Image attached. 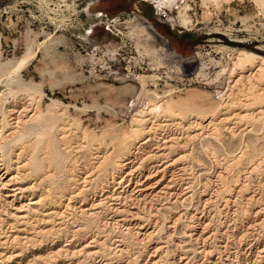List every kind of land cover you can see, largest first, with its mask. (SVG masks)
Wrapping results in <instances>:
<instances>
[{
	"label": "rangeland",
	"instance_id": "obj_1",
	"mask_svg": "<svg viewBox=\"0 0 264 264\" xmlns=\"http://www.w3.org/2000/svg\"><path fill=\"white\" fill-rule=\"evenodd\" d=\"M185 3L190 6L188 14L193 20L188 28L180 23L179 10ZM136 18L152 24L155 32L160 34L155 43L146 40L141 29L135 26ZM116 20L117 23L114 22ZM138 43H141L143 48H138ZM151 44L154 45L151 52L146 51L145 46ZM221 45L236 50H250L264 56V4L257 0H0V252H3L0 253V264H93L98 259L103 264H152L155 258H159L152 257L151 252L156 248L155 245L163 248L160 255H164H161L163 259L160 264H171L175 260L178 262L184 253L190 258L189 264H200L206 257L195 254L193 250H200L202 244L190 241L183 233L194 221L193 217L197 215L195 218H200L204 214L207 215L206 221H211L208 232H218L215 235L207 233V236H215L211 237L213 242L209 240L207 243L209 247L223 244L232 247L236 238L234 232L245 235L246 238L242 239L246 244L257 236L260 241H264V226L249 230L252 232L249 234L246 231V222L249 219L246 215H250L251 207H264V113L257 114L264 108V101L254 104L247 94H264V81L257 82L253 91L245 80L237 85L238 87L234 86L232 80L239 78L237 75H231L234 68V60L231 59L234 53H218L217 49ZM160 47H167L176 56L171 57L164 51H158ZM35 51L37 55L27 69L17 76L8 74L23 57ZM187 58L189 60H186ZM159 61L163 64L159 65ZM246 72L247 69L244 74ZM143 75L158 77V85L149 80L146 88H142L137 80ZM190 91H194L200 100L208 105L216 106L223 102L236 101L234 105L222 107L215 116V124L219 129L216 135L209 127L207 130H199L200 136L195 140L189 139V135L197 129L189 128L192 119L181 121L163 114L155 118L153 115L148 116V124L152 125L149 126L152 127L149 134L151 138L154 136L153 143L160 140L161 136L171 135L181 139L184 136L183 141L189 140L185 141L188 143L184 145V149L178 147L174 149L177 153L173 151V155L171 154L173 159L181 157L180 160H183L173 168L177 185L173 187L174 190L168 192L184 195L180 199L182 202H175L173 198L169 202H161L160 206H154L158 207L160 212L157 217L151 216V219L149 207L152 206H148L149 209L142 208L141 215L144 214L145 221L141 223H151L144 230L152 231L153 224L157 223V231L149 237L150 239L141 238L143 236L140 235V239L134 240L124 227L112 228L111 218L118 214L113 215L108 210L110 205L105 201L106 196H103L116 189L117 182L114 183L113 177L118 179L122 172L112 169L102 171L99 168L98 156L121 153L128 157L133 152L138 155L146 152L147 147L145 149L144 145L139 149L134 139L120 152L113 142L115 130H130L132 119L141 109L148 107L150 100L172 98L177 101L186 97ZM38 106L44 117L49 121L53 119L55 125L53 131L44 139L46 142L33 153L28 151H31V146L37 139L32 133L36 125L32 119ZM253 110L254 117H259V120L237 116V112L244 115ZM4 112L8 125L3 121ZM222 116L227 120L221 122ZM25 119L27 120L22 122ZM65 125L66 128L61 130ZM83 132L96 134L102 141L88 144ZM21 135L23 136L20 137ZM184 155L187 157L183 158ZM258 159L263 161L262 164ZM256 162H259L261 167ZM37 164L40 169L34 172ZM12 176H16V181H9ZM168 180L163 181L159 189L163 188ZM187 186L189 189H186ZM16 187L24 190L20 188L17 192L13 191ZM249 194L255 196L253 205L246 199ZM210 196L212 200L206 204L205 199ZM37 199L42 202L36 207L31 204V200L38 201ZM95 200L102 202L101 207L96 210V215L82 214L84 208L91 207ZM153 209H150L151 212ZM165 217H169L171 222L168 220L169 223L167 221L164 224ZM176 217H181L175 232L174 228L171 231L176 236L169 238L168 234H165L166 226L173 225L172 220L177 219ZM192 218L193 220H190ZM250 218L254 220V217ZM196 226L201 230L198 224ZM240 227L244 228L245 232ZM144 230L141 233H144ZM259 230H262V233ZM224 232L228 234L221 238ZM116 237L117 240L120 237L125 241L128 239L123 253L115 247ZM91 239L99 243H90ZM87 243L92 244L87 250L96 249L100 252L93 259L86 257L82 252ZM182 244L183 247L180 246ZM68 248V251L75 249L81 253L70 256L69 252H66ZM245 248L247 249V245ZM183 249H187L186 252ZM10 255H13V259L8 258ZM217 256L214 254L212 259L216 261Z\"/></svg>",
	"mask_w": 264,
	"mask_h": 264
},
{
	"label": "bare ground",
	"instance_id": "obj_2",
	"mask_svg": "<svg viewBox=\"0 0 264 264\" xmlns=\"http://www.w3.org/2000/svg\"><path fill=\"white\" fill-rule=\"evenodd\" d=\"M215 1H225V2H230L232 0H215ZM259 1L261 4H264V0H257ZM159 2V1H158ZM205 2V1H204ZM74 4V3H73ZM186 4V3H185ZM206 4V3H205ZM208 4V3H207ZM160 5V4H159ZM162 6V5H160ZM190 9V6H188L187 4L181 9L179 10V14H180V23H181V26H184L185 28H188L190 27V25L192 24L193 20L191 18V16L188 14V10ZM115 23L118 22V20L114 21ZM136 24L135 26L136 27H139L141 29V33L143 36H146V40H149L151 41V43H155L156 42V37H158L160 34H158L157 32H155V30L153 29V25L150 24V23H146V22H142L139 18H136ZM114 23V24H115ZM127 23V22H126ZM129 23V22H128ZM134 24V22H132ZM128 25V24H127ZM130 25V24H129ZM132 27V26H131ZM135 28V27H133ZM134 33V32H133ZM140 33V34H141ZM136 40V39H135ZM138 48H143L141 43H138ZM146 48V51L148 52H151V50L153 49L152 47H154L153 44H151L150 46H145ZM150 47V48H149ZM158 51H164L166 55H170L171 57H175L176 54L173 53L172 51H170L167 47H160L158 48ZM218 53H225V52H228V51H233L234 55L232 57L231 60H234V68L232 70V76L234 75H237L239 76L238 79H235V80H232L233 83H234V86H237V85H240L244 80L245 81H248L249 84H250V87H251V90L255 87V84L258 82L260 83L261 81H264V56H260L258 55L257 53H254L252 51H248V50H245V49H239V50H236L234 48H231L229 46H226V45H221L220 48L217 49ZM217 53V52H216ZM161 54V53H160ZM37 55V51L35 52H29L25 57H23L17 64L15 67H13L9 72L8 74L11 75V76H17L21 71H23L24 69H27L28 66L30 65V63L33 61V59L36 57ZM227 55V54H226ZM231 55V54H230ZM195 57V56H194ZM196 58L198 59V56H196ZM161 59V58H159ZM191 59V58H190ZM163 60V59H162ZM186 60H189V58H187ZM161 61V60H160ZM159 61V65H162L163 63ZM164 61V60H163ZM192 61V60H191ZM185 62V60H184ZM186 63V62H185ZM190 63V62H189ZM248 70V72H246V74H244V71L245 70ZM225 70V69H224ZM240 71V72H239ZM13 78V77H12ZM158 77L156 76H139L138 77V84L142 87V88H146L147 86V83L149 82V80L153 81V83L157 86L158 85ZM13 80V79H12ZM231 82V80H230ZM249 84L247 86H249ZM246 85V84H245ZM231 86H232V83H231ZM233 86V87H234ZM243 86V85H242ZM259 86V85H257ZM232 87V88H233ZM238 87V86H237ZM241 88V86L239 87ZM238 88V89H239ZM258 88V87H257ZM231 89V88H230ZM237 89V90H238ZM242 89V88H241ZM143 90V89H142ZM243 90V89H242ZM239 91V90H238ZM241 91V90H240ZM253 91V90H252ZM263 91V90H262ZM172 92V91H171ZM170 92V94H171ZM249 92V91H248ZM260 92V91H259ZM264 92V91H263ZM240 94V92H239ZM246 94H247V91H246ZM234 95V94H233ZM237 95V94H235ZM250 98H251V101L254 103V104H257V103H260V102H263L264 101V94H256V93H248L247 94ZM230 96V95H229ZM240 97V96H239ZM29 99V98H28ZM201 98L197 96V94L194 92V91H190L187 93L186 97L180 99V100H173L172 98L168 99V100H159V101H153V100H150L149 103H148V107L146 108V106L144 107L145 109H141V111L136 114V116L134 117V119H132V126H131V129L130 130H115L114 132V137H113V142L116 143V146H117V149L121 151L125 150L127 148V145L129 144L130 140L134 139L136 141L135 144H137V146H139L138 148L140 149L142 146L145 145V149H146V152H142L141 150V155H138V154H135L133 152V154L129 155L128 157H124L121 153H119L118 155L116 154H109V155H103L102 157H99L98 156V159H99V168L102 169V171L104 170L105 172H107L109 169H112L113 171L114 170H120L122 172V175L120 177H118V179L115 177H113V180H114V183H116V189L113 191V192H107V194H103V192H101L103 194V196H106L105 197V201L108 203L109 208L108 210L111 211L114 214H118V216H114V217H110L111 218V222L112 223V228L113 227H124L126 232L132 236V239H138L140 237V235H142L143 237L141 238H146V239H150L149 237L152 236V234L156 233L157 231V226L156 225L157 223H154L153 226H154V229H152V231L150 232L149 229L148 230H144L146 229L150 224L148 223H144L145 225H143L141 222H144V217L142 214V208L144 209H153V208H156L155 210L153 209V211L151 212V210L149 209V215H150V219H151V216H156L157 217V214L160 212L159 209H157L158 207H154L156 206L157 204H161V202H169V200L175 198V202L180 200L182 195H184L183 193H169L168 191H170L171 189H173V187L175 186L176 184V179L175 178V175L174 174L175 172H173V168L175 166H177L179 164L181 157L179 158H176V159H173L171 154L173 151H175L174 149L180 147V148H183L184 145L186 143L189 142L188 139V142H185L186 140H182L181 138H179L178 136L177 137H174V136H159L160 137V140L158 139H155L156 142L153 143V137L151 138L149 132H151L152 130V127H149V126H152V125H149L148 124V121L150 119H148V116L149 115H153V117L155 118L156 116H161L162 114L163 115H168L172 118H175V119H179V120H184V119H192V122L189 123V128L192 129V128H197L195 130V132H193L192 134H188L189 135V139H196L197 137L200 136V133L199 130H207V128L211 127L214 131H215V135L217 134V132L219 131L218 127H217V124H215V116L218 115L220 109L222 107H228V106H231V105H234L235 104V101L234 102H223V103H220V104H217L216 106H213V105H208L207 103H205L203 100H200ZM239 99V98H238ZM40 100H42V98L40 97ZM244 100V99H243ZM241 101V100H240ZM249 101V100H248ZM53 105H56V104H53ZM30 106V105H29ZM246 106V105H245ZM15 107V106H13ZM24 107V106H23ZM26 107V105H25ZM249 107V106H248ZM259 107V106H258ZM257 107V108H258ZM27 108V107H26ZM25 108V109H26ZM255 108V107H254ZM10 109V108H9ZM30 109V108H28ZM27 109V110H28ZM246 109V108H245ZM250 109V108H249ZM7 110V109H6ZM14 110L11 109L10 112H12ZM19 110V109H18ZM24 110V108H23ZM35 110V109H33ZM237 110V109H236ZM258 110V109H257ZM9 111V110H8ZM29 111V110H28ZM27 111V112H28ZM243 111V110H242ZM240 111V112H242ZM24 112V111H23ZM22 112V113H23ZM26 112V111H25ZM59 112V111H58ZM62 112V111H61ZM246 112V111H245ZM257 112V111H256ZM18 113V112H17ZM34 113V112H33ZM208 113V114H207ZM227 113V112H226ZM236 113V112H234ZM243 113V112H242ZM254 113V110L251 112V113H248L247 114H244L242 115L241 113H238L237 112V116L239 117H250V118H257V117H254L253 115ZM261 113L263 115L264 113V108L262 107L260 109V111L257 113L259 114ZM27 114V113H26ZM255 114V113H254ZM13 115V114H12ZM28 115V114H27ZM208 115V116H207ZM228 115V113H227ZM64 116V114L62 115ZM231 116V114H230ZM236 116V115H235ZM261 116V115H259ZM165 117V116H164ZM219 117V116H218ZM226 117V116H225ZM262 117V116H261ZM17 118V117H16ZM14 118V119H16ZM222 120L221 122H224L225 120L227 119H224V117L222 116ZM249 118V119H250ZM259 118V117H258ZM257 118V119H258ZM2 119V118H1ZM6 114L4 112V115H3V121L5 123V125H8V122L6 121ZM162 119V118H161ZM203 121H202V120ZM221 118H219L220 120ZM27 119L25 120H22V122L26 121ZM67 120V119H66ZM194 120V121H193ZM198 120H201L200 122ZM241 120V119H240ZM259 120V119H258ZM18 121V120H17ZM33 122H35V126L34 128L32 129V133L37 137L36 141L33 143V145L31 146V151H28V152H33V153H36L38 147L40 145H42L43 142H46L44 139L46 138V136L51 133L54 129V125H55V122H53V119H50L47 120L44 115H43V112L41 111V109L39 108V106L36 108V112H35V117L32 119ZM152 121V120H151ZM163 121V120H162ZM238 121V120H237ZM21 122V121H19ZM157 122H159L157 120ZM176 122V121H175ZM218 122V121H217ZM11 123V122H10ZM152 123V122H151ZM170 123V122H169ZM180 123V122H179ZM255 123V122H254ZM153 124V123H152ZM158 124V123H157ZM160 124V123H159ZM167 124V123H166ZM14 125V124H13ZM155 125V124H154ZM153 125V126H154ZM163 125V124H162ZM178 125V124H176ZM186 125V124H185ZM228 125V124H227ZM256 125V124H255ZM19 126V125H17ZM23 126V125H21ZM67 125H65L64 127L61 128V130H64L66 128ZM14 127V126H13ZM157 127V126H155ZM170 127V126H169ZM187 127V126H186ZM18 128V127H17ZM164 128V127H162ZM1 129V128H0ZM10 129V128H9ZM165 129V128H164ZM226 129V128H225ZM230 129V128H229ZM17 130V129H15ZM77 130V129H76ZM171 130V128H170ZM19 131V129H18ZM71 131V130H70ZM153 131L154 128H153ZM164 131V130H163ZM7 132V131H6ZM13 132V131H12ZM17 132V131H16ZM69 132V131H68ZM171 132V131H170ZM209 132V131H208ZM232 132V131H231ZM11 133V132H10ZM15 133V132H14ZM84 133V139L87 140V143L89 144L90 143H93V142H101L102 141V138H99L96 134H89L88 132H83ZM106 133V132H105ZM104 133V134H105ZM153 133V132H152ZM151 133V134H152ZM166 133H168L166 131ZM12 134V133H11ZM9 134V135H11ZM18 134V133H17ZM147 136H144L146 135ZM155 134V133H154ZM165 134V132H164ZM172 134V133H170ZM174 134V132H173ZM178 134V133H177ZM236 134V133H235ZM8 136V134H6ZM13 135V134H12ZM11 135V136H12ZM16 135V134H15ZM158 135V134H157ZM163 135V133H162ZM182 135V134H181ZM186 135V134H185ZM213 135V134H212ZM23 135H21L20 137H22ZM203 136V135H202ZM62 137V136H61ZM158 137V136H157ZM181 137V136H180ZM188 138V136H186ZM217 137V136H216ZM9 138V137H8ZM73 138V137H72ZM202 138V137H201ZM200 138V139H201ZM6 139V138H5ZM66 138L64 137L63 140H65ZM83 139V140H84ZM185 139V138H184ZM220 139V138H219ZM218 139V140H219ZM3 140V139H2ZM8 140V139H7ZM197 141V140H196ZM199 141V140H198ZM70 142V141H69ZM223 142V141H222ZM84 144V143H83ZM101 144V143H100ZM99 144V145H100ZM204 144V143H202ZM202 144H200L201 146H203ZM49 145H51V142H49ZM54 145V144H53ZM80 145H82L80 143ZM52 146V145H51ZM95 146V145H94ZM136 146V145H135ZM136 146V147H137ZM206 146V144H205ZM20 147V146H19ZM22 147V146H21ZM100 147V146H98ZM46 148V147H45ZM101 148V147H100ZM23 149V148H22ZM49 149V148H48ZM99 149V148H98ZM131 149V148H130ZM129 149V150H130ZM135 149V148H134ZM184 149V148H183ZM187 149V148H186ZM211 149V148H210ZM244 149V148H243ZM248 149V148H247ZM43 150V149H42ZM68 150V148H67ZM95 150V149H94ZM107 150V149H106ZM206 150V149H205ZM215 150V149H214ZM99 151V150H98ZM240 151V150H239ZM241 151H242V148H241ZM20 152V151H19ZM40 152V151H39ZM132 152V150H131ZM176 152V151H175ZM139 153V152H138ZM177 153V152H176ZM243 153V152H242ZM241 153V155H242ZM30 154V153H29ZM32 154V153H31ZM175 154V153H174ZM191 154V153H190ZM264 154V153H263ZM60 155V154H59ZM92 155H94L92 153ZM100 155V154H99ZM173 155V154H172ZM240 155V156H241ZM95 156V155H94ZM181 156V155H180ZM186 155H184L183 158H185ZM239 156V155H238ZM187 157V156H186ZM95 158V157H94ZM235 158V157H234ZM239 158V157H238ZM263 158V156H262ZM261 158V159H262ZM35 158L32 159L33 163L35 164ZM93 159V158H92ZM248 159V158H247ZM1 160V159H0ZM236 160V158H235ZM250 160V159H249ZM260 159H258L259 161ZM264 160V159H263ZM19 161V160H18ZM24 161V160H23ZM94 162V160H93ZM260 164H262L263 161H259ZM259 162H256L258 163V166L259 165ZM7 163V162H6ZM21 163V162H20ZM97 163V162H96ZM19 164V163H18ZM25 164V163H24ZM255 164V163H254ZM253 164V165H254ZM264 164V163H263ZM21 165V164H20ZM49 165V164H48ZM235 165V164H234ZM7 166V164H6ZM18 166V165H17ZM91 166V165H89ZM93 166V165H92ZM48 167V166H47ZM95 167V166H93ZM92 167V168H93ZM261 167V166H260ZM259 167V168H260ZM96 168V167H95ZM180 168V167H179ZM184 168V167H183ZM255 168V167H254ZM258 168V167H257ZM263 168V167H262ZM17 169V168H16ZM40 169V166L37 164L35 165V168H34V172L35 171H38ZM177 169V168H175ZM18 170V169H17ZM21 170V169H20ZM48 170V169H47ZM93 170H95L93 168ZM182 170V169H180ZM185 170V168H184ZM251 170H253L251 168ZM264 170V169H263ZM250 171V170H249ZM248 171V172H249ZM6 172V171H5ZM94 172V171H93ZM112 172V171H111ZM118 172V171H117ZM145 172V173H144ZM185 172V171H184ZM252 172V171H250ZM177 173V171H176ZM180 173H183L180 171ZM258 173V172H257ZM260 173V172H259ZM264 173V171H263ZM91 174V173H90ZM118 174V173H117ZM179 174V173H178ZM177 174V176H178ZM249 174V173H248ZM252 174V173H251ZM25 175V174H24ZM47 175V174H46ZM45 175V176H46ZM51 175V174H50ZM182 175V174H181ZM180 175V176H181ZM5 176V174H4ZM221 176V175H220ZM250 176V175H249ZM264 176V174H263ZM19 176H17L18 178ZM43 177V176H42ZM157 177H160L159 179H157ZM169 177V178H168ZM219 177V176H218ZM251 177V176H250ZM16 178V176H15ZM13 176L9 179L10 180H14L15 179ZM36 178V177H35ZM34 178V179H35ZM180 178V177H179ZM182 178V177H181ZM20 179V178H19ZM41 179V177H40ZM167 179L168 182L163 185L164 187L159 189V186L163 183V181L165 182ZM183 179V178H182ZM21 180V179H20ZM36 180V179H35ZM34 180V181H35ZM250 180V179H249ZM264 180V179H263ZM16 181V179L14 180ZM252 181V180H251ZM183 182V181H182ZM186 182V181H185ZM10 183V182H9ZM8 183V184H9ZM110 183V182H109ZM178 183V182H177ZM181 183V182H180ZM248 183V182H247ZM38 184V183H37ZM126 184V186L124 185ZM237 184V182H236ZM244 184H246L244 182ZM243 184V185H244ZM108 185V184H107ZM124 185V186H123ZM177 185V184H176ZM180 185V184H179ZM178 185V186H179ZM186 185V184H185ZM204 185V184H203ZM235 185V184H234ZM239 185V183H238ZM242 185V184H240ZM249 185V184H248ZM181 186V185H180ZM246 186V185H245ZM243 186V188L245 187ZM250 186V185H249ZM33 187V186H31ZM96 187V186H95ZM115 187V186H114ZM206 187V186H205ZM223 187V186H222ZM226 187V186H224ZM232 187H235V186H232ZM231 187V188H232ZM247 187V186H246ZM21 187L19 188H14L13 191H16L19 190ZM25 188V187H24ZM41 188V187H40ZM178 187H176L177 189ZM186 188V187H185ZM184 188V189H185ZM208 188V186H207ZM219 188V187H218ZM228 188V187H226ZM230 188V187H229ZM240 188V187H238ZM23 189V188H21ZM26 189V188H25ZM100 189V188H99ZM158 189V190H157ZM186 189H189L188 186ZM209 189V188H208ZM236 189V188H235ZM242 188H240L241 190ZM246 189V188H245ZM244 189V190H245ZM24 190V189H23ZM96 190V189H95ZM174 190V189H173ZM218 190V189H217ZM221 190V189H220ZM227 190V189H226ZM231 190V189H230ZM229 190V191H230ZM234 190V189H233ZM247 190V189H246ZM249 190V189H248ZM99 191V190H98ZM97 191V192H98ZM109 191V189L107 190ZM172 191V190H171ZM194 191V190H193ZM219 191V190H218ZM21 192V191H20ZM44 192V191H43ZM106 192V191H105ZM180 192V191H179ZM185 192V191H184ZM215 192V191H214ZM213 192V193H214ZM228 192V191H227ZM243 192V190H242ZM241 192V193H242ZM80 193V192H79ZM194 193V192H192ZM207 193V191H206ZM226 193V191H225ZM240 193V194H241ZM246 193V192H245ZM243 193V194H245ZM43 194V193H42ZM96 194V193H94ZM98 194V193H97ZM220 194V192H219ZM227 194V193H226ZM225 194V195H226ZM232 194V193H231ZM237 194V193H236ZM239 194V195H240ZM254 194V193H253ZM258 194V193H257ZM74 195V194H73ZM191 195V193H190ZM202 195V193H201ZM207 195V194H206ZM210 195V194H209ZM215 195V193H214ZM212 195V196H214ZM218 195V194H217ZM230 195V194H229ZM238 195V194H237ZM251 194L248 195V197L246 199H248V201L252 202L254 201V198L255 196L253 197L252 195L250 196ZM256 195V194H255ZM13 196V195H12ZM40 196V195H39ZM49 196V195H48ZM163 196H165V198H163ZM189 196V195H188ZM187 196V197H188ZM192 196V195H191ZM212 196L208 197V199L206 198L205 199V203H210V201L212 200ZM219 196V195H218ZM222 196V195H221ZM227 196V195H226ZM231 196V195H230ZM233 196V195H232ZM242 196V195H241ZM258 196V195H257ZM195 197V196H194ZM245 197V196H244ZM37 198V197H36ZM40 198V197H39ZM73 198V197H72ZM95 198V197H94ZM216 198V197H215ZM225 198V197H224ZM228 198V197H227ZM235 198V197H234ZM258 198V197H257ZM41 199V198H40ZM47 199V198H46ZM88 199V198H87ZM102 199V198H101ZM184 199V198H183ZM187 199V198H186ZM189 199V198H188ZM201 199V197H200ZM218 199V198H217ZM229 199V198H228ZM231 199V198H230ZM238 199V198H237ZM261 199V198H260ZM38 201H32L31 200V204L34 206H38V204H40L42 202L39 201V199H37ZM73 200V199H72ZM227 200V199H226ZM232 200V199H231ZM230 200V201H231ZM256 200V199H255ZM104 201V202H105ZM182 202V200H180ZM188 201V200H187ZM204 201V199H203ZM236 200H234L233 202H235ZM247 201V202H248ZM89 202V201H88ZM165 202V203H166ZM184 202V200H183ZM202 202V201H201ZM259 202V201H258ZM263 202V201H262ZM111 203V204H109ZM163 203V205L165 204ZM204 203V204H205ZM214 203V202H213ZM223 203V201H222ZM254 202H252V205H253ZM256 203V202H255ZM261 203V202H260ZM48 204V203H47ZM90 204V203H89ZM182 204V203H181ZM186 204V203H185ZM202 204V205H204ZM205 204V205H206ZM225 204V203H224ZM230 204V203H229ZM248 204V203H247ZM246 204V205H247ZM30 205V204H29ZM28 205V206H29ZM51 205V204H50ZM85 204H82V206H84ZM102 205V202H100V200H95L92 202V205L91 207L89 208H84V210L82 211V214H88V215H94L96 213V210L99 209ZM105 205V204H104ZM168 205V204H167ZM166 205V206H167ZM201 205V204H200ZM204 205V206H205ZM221 205V204H220ZM257 205V203L255 204ZM36 206V207H37ZM68 206V205H67ZM106 206V205H105ZM148 206H152V207H149ZM211 206V205H210ZM231 206V205H230ZM229 206V207H230ZM249 206V205H248ZM23 207V206H22ZM21 207L20 210H22L23 208ZM163 207V206H162ZM169 207V206H168ZM233 207V206H231ZM29 208V207H28ZM31 208V207H30ZM46 207H44L45 209ZM106 208V207H105ZM161 208V207H159ZM181 209L184 208V207H180ZM208 208V207H207ZM214 208V207H213ZM216 208V207H215ZM225 208V207H224ZM238 208V207H237ZM248 207H245V209H247ZM250 208V207H249ZM34 209H37V208H34ZM33 209V210H34ZM170 209V208H169ZM188 209V208H187ZM205 209V208H203ZM223 209V208H221ZM227 209V208H226ZM244 209V210H245ZM30 210V209H28ZM38 210V209H37ZM195 210V209H194ZM199 210V209H198ZM218 210V209H217ZM216 210V211H217ZM225 210V209H224ZM249 210V209H248ZM35 211V210H34ZM42 211V210H41ZM47 211V210H46ZM53 211V210H51ZM146 211V210H145ZM154 211H156V213H154ZM185 211V210H184ZM183 211V212H184ZM207 211V210H206ZM214 211V210H213ZM227 211V210H225ZM237 211V210H236ZM55 212V211H53ZM103 212V211H102ZM101 212V213H102ZM179 212V211H178ZM182 212V213H183ZM189 212V211H188ZM197 212V211H195ZM201 212V211H200ZM209 213V211H207ZM221 212V211H220ZM224 212V211H222ZM245 212V211H244ZM32 213V212H31ZM58 213V212H57ZM163 213V212H162ZM191 213V212H190ZM205 213V212H204ZM29 214V212H27V215ZM81 214V215H82ZM171 213H169L170 215ZM176 214V213H174ZM194 214V212L192 213ZM211 214V213H210ZM245 214H247V212H245ZM60 215V214H59ZM96 215V214H95ZM112 215V216H113ZM185 215V214H184ZM202 215V214H201ZM212 215V214H211ZM254 215V216H253ZM23 216V215H22ZM101 216V215H100ZM180 216V215H178ZM195 216V215H194ZM197 216V215H196ZM195 216V217H196ZM249 217L248 219V222L247 223V233L249 234V232L251 231V229H256V228H259L260 227H263L264 226V207H259L258 209L257 208H253V206L251 207L250 209V215H246ZM17 217V216H16ZM76 217V215L74 216ZM148 217V216H147ZM193 217V216H192ZM194 218V221L191 222V224H189L188 226V230L185 231L183 234L185 237L189 238L190 241H195L196 244H202V247L200 250L198 249H194V253L195 254H199V255H204L206 257V259H202V261H200V264H204L205 262H207V264H264V241H260L257 237H255L252 241H247V244L243 241V237L246 238L245 235H242L241 233L240 234H235L234 232V236L236 237L235 238V243H233V246L230 247V246H227V245H224L223 246H218V247H209L208 246V242L209 240H212L211 237H215V233L218 234V232H210V233H213V234H210L207 236V233L210 226H211V221L210 222H207L206 221V217L207 215L204 214L202 215V217L200 218ZM209 217V215H208ZM250 217H254L253 219L254 220H251ZM21 218V217H20ZM153 218V217H152ZM173 218V217H172ZM177 219H173L172 220V223L173 225H165L166 226V233L165 234H168V237L169 238H174V235L176 236V234L173 235V233L175 232V227L177 225V223H179V221L181 220V217H176ZM191 218V216H190ZM190 219V220H193ZM245 218V217H244ZM148 219V218H147ZM158 219V218H157ZM170 218L169 217H165V220H164V224L167 223V221L169 220ZM213 219V218H212ZM25 220V219H23ZM41 220V219H39ZM92 220V219H91ZM110 220V219H109ZM108 220V221H109ZM154 220V219H153ZM152 220V221H153ZM104 221V220H103ZM140 221V222H139ZM156 222L158 220H155ZM170 221V220H169ZM168 221V223H169ZM213 221V220H212ZM27 222V221H26ZM29 222V221H28ZM45 222V221H44ZM107 222V221H106ZM171 222V221H170ZM105 223V222H104ZM213 223V222H212ZM215 223V222H214ZM244 222H240V224ZM163 224V223H162ZM196 224H198L199 227H201V230H199V228L196 226ZM104 225V224H103ZM110 226V224H108ZM107 225V226H108ZM214 224H212V227H213ZM217 225V224H216ZM184 226V225H183ZM186 226V227H187ZM237 225H235L234 227L236 228ZM211 227V229H212ZM223 227V225H222ZM239 227V226H238ZM237 227V228H238ZM163 228V227H162ZM174 228V232L172 233V229ZM219 228V227H218ZM241 230H244V228L242 229V227H240ZM264 228V227H263ZM53 229V228H52ZM117 229V228H116ZM121 229V228H120ZM123 229V228H122ZM210 229V230H211ZM51 230V229H50ZM49 230V231H50ZM110 230V229H109ZM114 230V229H113ZM118 230V229H117ZM144 230L145 232L144 233H141V231ZM186 230V229H185ZM216 230V229H214ZM220 230V229H219ZM230 230V229H229ZM250 230V231H249ZM258 230V229H257ZM212 231V230H211ZM226 231V230H224ZM255 231V230H253ZM260 231V230H259ZM262 231V230H261ZM260 231V232H261ZM51 232V231H50ZM111 232V231H110ZM223 232V231H222ZM233 232V231H232ZM237 232V230H236ZM245 232V230H244ZM243 232V234H244ZM256 232V231H255ZM264 232V231H263ZM221 233V232H220ZM227 232H224L222 233L223 235L221 236V238H225V235H226ZM231 233V232H230ZM229 233V234H230ZM239 233V232H238ZM246 233V235H247ZM252 233V232H250ZM258 234H260L259 232H257ZM262 233V232H261ZM51 234V233H50ZM98 234V233H97ZM162 234V233H161ZM228 234V233H227ZM232 234V233H231ZM91 235V234H90ZM93 235V234H92ZM106 235V233H105ZM213 235V236H212ZM252 235V234H251ZM75 236V235H74ZM89 236V235H88ZM154 236V235H153ZM181 236V235H179ZM231 236V235H230ZM228 236V238L230 237ZM261 236V235H260ZM82 237H85V236H82ZM115 237V236H114ZM74 238V237H73ZM86 238V237H85ZM101 239V237H99ZM103 238V237H102ZM217 238V237H216ZM233 238V237H232ZM231 238V239H232ZM244 238V239H245ZM248 238V237H247ZM253 238V237H252ZM15 239V238H14ZM70 239V238H69ZM112 239V238H111ZM127 239V238H126ZM134 239V240H135ZM140 239V238H139ZM168 239V238H167ZM166 239V241H167ZM220 239V238H219ZM234 239V238H233ZM232 239V240H233ZM75 240V239H74ZM79 240V239H78ZM92 240V239H91ZM99 240V239H98ZM115 240V239H114ZM128 240V239H127ZM126 240V241H127ZM143 240V239H142ZM145 240V239H144ZM174 240V239H173ZM181 240V239H180ZM226 240V239H225ZM65 241V240H64ZM102 241V240H101ZM100 241V242H101ZM124 238L120 237V239L117 240V237H116V241L114 242V244H117L115 247L116 248H119V251L120 252H124L125 251V242ZM131 241V239H130ZM182 241V240H181ZM189 241V242H190ZM218 240H216L217 242ZM221 241V240H220ZM78 242V241H76ZM88 242V240H87ZM99 243L97 240H92L90 241V243ZM113 242V241H112ZM111 242V243H112ZM143 242V241H141ZM161 242V241H160ZM175 242V241H174ZM183 242V241H182ZM213 242V240H212ZM215 242V241H214ZM228 242V241H227ZM90 243H87L85 244L84 247V251L83 254L86 256V257H90L91 259L95 258L96 256L99 255V251H90V250H87L89 247L91 248V245ZM133 243V241H132ZM158 243V242H157ZM166 243V242H164ZM181 243V242H180ZM179 243V244H180ZM66 244V243H65ZM73 244V243H72ZM71 244V245H72ZM169 244V243H168ZM177 244V245H179ZM194 244V243H192ZM210 244V243H209ZM215 244V243H214ZM221 245V243H219ZM76 245V244H75ZM107 245V244H106ZM130 245V244H129ZM162 245V244H161ZM176 245V246H177ZM212 245V244H211ZM218 245V244H217ZM247 245V249L245 248V246ZM104 246V245H103ZM163 246V245H162ZM165 246V245H164ZM183 247V244L180 245ZM179 246V247H180ZM194 246V245H193ZM82 247V248H83ZM114 247V248H115ZM129 247V246H128ZM156 248H154L153 253L152 254V257H159L158 259L155 258V260H153L152 264H160L162 261L161 259L162 256L164 255H160V253H162L163 251V248L162 247H157L155 245ZM167 247V246H166ZM220 247V248H219ZM73 248V247H72ZM115 248V249H116ZM131 248V246H130ZM181 248V247H180ZM113 249V247L111 248ZM114 249V250H115ZM153 249V248H152ZM179 249V248H178ZM189 249V248H188ZM61 250V249H59ZM62 250H64L62 248ZM61 250V251H62ZM70 250L69 248L66 250V252L70 254H72V256L74 255H77L81 252H76V250L74 251H68ZM83 250V249H82ZM99 250V249H98ZM102 250V249H101ZM100 250V251H101ZM118 250V249H117ZM144 250V249H143ZM185 252L186 250L183 249ZM15 251V250H14ZM116 251V250H115ZM146 251V250H145ZM175 251V249H174ZM58 252V251H57ZM64 252V251H63ZM119 252V253H120ZM127 252V251H126ZM0 253H3V252H0ZM62 253V252H61ZM171 253V252H170ZM176 253V251L174 252ZM172 253V254H174ZM8 254V253H7ZM6 254V255H7ZM11 254V253H10ZM16 254V253H15ZM60 254V253H59ZM63 254V253H62ZM66 254V253H65ZM110 254V253H109ZM112 254V253H111ZM145 254V253H144ZM170 254V255H172ZM181 254V253H180ZM214 254H217L218 258V262L217 260L214 261L212 258L214 256ZM1 255V254H0ZM5 255V256H6ZM64 255V254H63ZM101 255V254H100ZM113 255V254H112ZM149 255V254H148ZM176 255V254H175ZM183 256H181L180 260H178V262L175 260V262H172L171 264H180L183 262V264H189L190 262V258L189 256H187V253H184L182 254ZM8 256V255H7ZM13 255H10L8 258L9 259H13L12 257ZM60 256V255H59ZM67 256V255H66ZM69 256V255H68ZM174 256V255H173ZM172 256V257H173ZM177 256V255H176ZM216 256V255H215ZM15 257H18L15 255ZM14 257V258H15ZM106 257V256H105ZM108 257V256H107ZM165 257V256H164ZM82 258V257H81ZM175 258V257H174ZM146 259V258H145ZM173 259V258H171ZM80 260V259H79ZM99 260V259H98ZM97 262H93V261H96V260H93L91 262H93V264H103V262L100 260ZM157 260V261H156ZM186 260V261H185ZM189 260V261H188ZM107 261V260H106ZM164 261V260H163ZM185 261V263H184ZM197 261V260H196ZM122 262V261H121ZM148 262V260L146 261ZM167 262H170V261H167ZM198 262V261H197ZM202 262V263H201ZM88 263V262H87ZM145 263V262H143ZM142 263V264H143ZM199 263V262H198ZM139 264V263H138ZM150 264V263H149ZM170 264V263H169ZM195 264V263H194ZM197 264V263H196Z\"/></svg>",
	"mask_w": 264,
	"mask_h": 264
},
{
	"label": "crops",
	"instance_id": "obj_3",
	"mask_svg": "<svg viewBox=\"0 0 264 264\" xmlns=\"http://www.w3.org/2000/svg\"><path fill=\"white\" fill-rule=\"evenodd\" d=\"M145 18V17H144Z\"/></svg>",
	"mask_w": 264,
	"mask_h": 264
}]
</instances>
